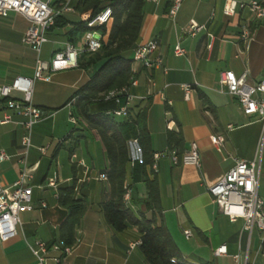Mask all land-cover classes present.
I'll use <instances>...</instances> for the list:
<instances>
[{"label": "crops", "instance_id": "1", "mask_svg": "<svg viewBox=\"0 0 264 264\" xmlns=\"http://www.w3.org/2000/svg\"><path fill=\"white\" fill-rule=\"evenodd\" d=\"M62 2H67L72 9L62 15L66 25L56 26L48 33L49 40L40 54L41 60L47 63L54 51L64 49L71 42L75 24L91 14V10L76 9L79 0H53L56 6ZM225 3L226 0H185L173 19L168 14L170 0L145 2L140 36L129 53L133 59L137 45L155 39L167 70L145 68L132 62L137 83L128 89L133 96L131 114L140 109L146 111L154 153L175 148L183 154L196 142L200 166L182 161L173 164L168 158L157 160L156 169L152 164L160 190L155 209H149L146 204L148 189L142 175L133 179L129 174L124 188L125 185L131 188L128 207L135 214L144 213L163 224L188 262L264 264V243L257 244L259 233L250 234L244 229V219L232 220L224 214L208 190L209 184L234 166L236 158L258 160L256 153H243L240 143L244 130L251 125H257L253 138L259 141L264 123L258 116L244 114L236 97L225 92L219 81L224 70L233 71L237 76L246 72L250 83L263 77L264 22L256 20L249 9L227 15ZM112 21L106 24L107 33ZM191 21L204 25L196 36L184 34ZM30 25L22 13L11 11L7 16L0 15V83L10 84L18 76L34 77L38 53L23 42ZM244 25L251 31L249 48L241 38ZM96 31L103 36V41L107 40L108 35L100 27ZM84 34L77 33L76 41L72 42L78 48L84 46ZM178 43L187 51L183 56L174 54ZM89 54L94 55L80 54L82 65L78 68L55 72L50 80H35L32 103L44 112L36 124L51 120L52 125L50 129H32L27 152L23 144L26 116L0 103V153L9 156L0 160V182L9 185L26 170L31 175L34 206L21 213L17 235L0 242V264H149L140 245L128 251L132 241L141 240L138 227L129 225L116 231L107 221L103 205L115 192L109 177L108 155L96 130L84 117L73 113L74 102H68L99 65V62L86 65ZM151 80L154 85H150ZM184 84L191 85L188 97ZM15 97L22 98L23 94L15 93ZM7 114L11 119L5 122ZM71 114L76 116L77 123L71 122ZM127 117L116 116L119 120ZM169 132L180 138L170 140ZM214 134L225 137L221 150L211 141ZM130 150L132 155L131 146ZM23 158L26 163L22 162ZM259 162V191L263 194V157ZM130 166L134 164L131 162ZM102 174L107 179L101 178ZM49 178H55V187L48 184ZM72 186V199L81 200L84 208L76 223L65 229L70 209L61 201L60 191ZM187 229L192 231L189 238L185 235ZM65 237L73 240V248L71 253L62 255L51 245ZM37 241L50 247L42 263L31 248ZM223 244L227 246V253L217 255L216 250ZM55 256H61V262H56Z\"/></svg>", "mask_w": 264, "mask_h": 264}, {"label": "built area", "instance_id": "2", "mask_svg": "<svg viewBox=\"0 0 264 264\" xmlns=\"http://www.w3.org/2000/svg\"><path fill=\"white\" fill-rule=\"evenodd\" d=\"M158 0H146V2H156ZM171 5L168 14L175 18L185 0H170ZM72 7L67 2H62L58 6L53 0H0V15L7 16L9 12L16 11L25 15L31 25L23 36V42L33 47L38 53L36 62V71L33 78L18 76L10 84L0 83V103H4L8 110H17L19 114L26 116L27 120L23 122L26 129V135L23 137V144L26 152L31 146V131L33 126L43 118L44 112L41 108L32 103L33 88L35 80H50L52 74L58 71L78 68L80 66L79 56L82 53H95L102 47L103 36L97 33L96 28L108 24L112 20V9L106 7L95 17L91 14L84 18L90 28L84 34V46L78 48L74 43L67 42L64 49L56 50L52 54L50 63L44 62L40 58L43 45L49 40L48 33L55 25L57 18L65 11H70ZM249 9L256 20L264 22V2L259 0L238 1L226 0L224 12L227 15H233L237 10ZM204 29V25L191 21L184 30V34L196 36ZM241 38L246 48H249L251 41V31L248 25L242 27ZM1 42V41H0ZM158 41L150 40L136 46L134 49V63H139L145 68H164L163 56L158 53ZM211 47V44L209 45ZM187 53L186 49L180 43L174 46V54L183 56ZM220 84L222 89L236 97L240 103L244 114L248 116H258L264 121V75L256 82L250 83L247 80V73L237 76L233 71L224 70L220 74ZM137 80L133 77L130 85H135ZM150 85H154L151 80ZM183 89L186 97L191 90L190 84H184ZM129 87L115 88L104 94L105 100L119 101V96L127 94L124 105L115 108L112 113L114 116H129L131 114L130 103L133 96L128 93ZM15 93H22L23 97H15ZM11 119L6 115L5 122ZM71 122L77 123V118L71 114ZM229 129L232 125L228 126ZM212 143L221 150L223 148L225 137L223 134H214L211 136ZM133 153L131 162L141 159V149L138 140L130 142ZM44 149V148H43ZM75 156V155H74ZM9 156L5 152L0 153V160H5ZM153 168H157V160L168 158L171 163L178 164L182 161L184 164L200 166V149L196 142H192L189 148L183 153L175 148H167L164 151L154 153ZM26 163L25 158L22 159ZM31 175L26 171L20 174V177L9 185H3L0 182V242L8 241L14 238L18 233V226L21 224L20 215L23 212L30 211L33 206V188L30 184ZM101 178L107 179L106 174ZM260 182V162L258 160H245L236 158L234 166L217 180L208 185L214 201L219 205L221 211L228 215L232 220L238 218L244 219V229L252 234L257 231L264 243V193L259 191ZM48 184L56 186L55 178H49ZM131 199V188L125 185L124 202L128 206ZM46 206V203H42ZM185 235L192 236L190 229L185 230ZM141 240L132 241L129 244V250L140 245ZM52 248L61 252L62 255L71 253L72 246L66 245L62 240L51 245ZM33 253L42 263L46 260V255L50 247L43 241H37L32 246ZM227 253L226 244L221 245L217 250V255ZM56 262H61V256L53 258Z\"/></svg>", "mask_w": 264, "mask_h": 264}, {"label": "trees", "instance_id": "3", "mask_svg": "<svg viewBox=\"0 0 264 264\" xmlns=\"http://www.w3.org/2000/svg\"><path fill=\"white\" fill-rule=\"evenodd\" d=\"M107 3L104 4V2ZM146 0H79L76 9L79 12L91 10V18L95 17L106 7L112 9V25L107 33L106 25L101 26L107 40L103 41L102 53L95 52L86 65L99 62L97 69L90 79L83 84L69 99L74 102V112L84 117L88 124L96 130L103 143L109 159V177L114 185V195L103 205L104 213L109 224L116 230L122 231L129 225L138 227L141 234V249L149 264H193L184 259L178 247L163 224L156 223L154 218L144 213L135 214L124 202V184L129 174L136 179L143 176L147 186L146 204L149 209H155L160 197L158 179L151 169L154 151L151 136L146 124V111L140 109L133 116L119 120L112 111L125 104L127 94L119 96V101L105 100L104 94L115 88L130 87L134 73L132 57L129 49L137 43L144 18ZM66 25L62 15L57 18L56 26ZM72 30L71 42L76 41V34H83L90 28L85 21H79ZM82 63L80 62V66ZM138 140L141 149V159L136 160L131 167L130 142ZM180 138L169 132V139ZM130 167V168H129ZM74 187L60 191V199L67 203L70 214L63 228L72 227L78 214L83 210L81 200L72 199ZM65 198V199H64ZM68 200V202L64 200ZM66 245H72L73 240L63 238ZM201 264H214L207 261Z\"/></svg>", "mask_w": 264, "mask_h": 264}, {"label": "rangeland", "instance_id": "4", "mask_svg": "<svg viewBox=\"0 0 264 264\" xmlns=\"http://www.w3.org/2000/svg\"><path fill=\"white\" fill-rule=\"evenodd\" d=\"M98 53H102V50L99 51ZM89 56H92V54H89ZM252 120H254V119H252ZM51 125H52V121L49 120L45 124H42V125L41 124H35L33 129L42 128V127L46 128V129H50ZM261 126H262V130H261V135L259 137V141H257L255 138H253V133H254L255 129L257 128V125H251L250 127L246 128L244 130L245 133H244V135L242 137V141L240 143V148L243 151V153H247L250 151H251V153H256L258 156V161L262 157H263V161H264V123ZM262 183H264V178L262 180ZM262 242H263V239L260 236L257 239V244H261Z\"/></svg>", "mask_w": 264, "mask_h": 264}]
</instances>
